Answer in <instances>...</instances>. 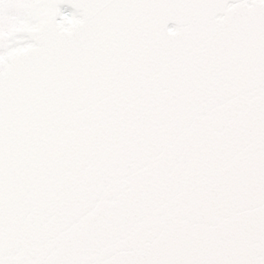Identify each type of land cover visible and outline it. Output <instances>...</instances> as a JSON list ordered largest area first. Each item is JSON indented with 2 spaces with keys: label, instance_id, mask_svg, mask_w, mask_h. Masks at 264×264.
Returning <instances> with one entry per match:
<instances>
[{
  "label": "snow or ice",
  "instance_id": "obj_1",
  "mask_svg": "<svg viewBox=\"0 0 264 264\" xmlns=\"http://www.w3.org/2000/svg\"><path fill=\"white\" fill-rule=\"evenodd\" d=\"M0 264H264V0H0Z\"/></svg>",
  "mask_w": 264,
  "mask_h": 264
}]
</instances>
